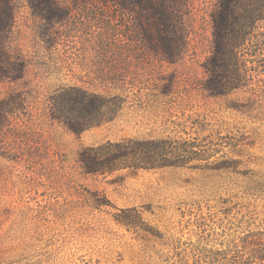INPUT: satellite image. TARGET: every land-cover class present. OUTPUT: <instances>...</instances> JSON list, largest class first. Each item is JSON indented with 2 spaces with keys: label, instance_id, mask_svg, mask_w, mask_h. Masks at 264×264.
Wrapping results in <instances>:
<instances>
[{
  "label": "rangeland",
  "instance_id": "obj_1",
  "mask_svg": "<svg viewBox=\"0 0 264 264\" xmlns=\"http://www.w3.org/2000/svg\"><path fill=\"white\" fill-rule=\"evenodd\" d=\"M220 1L189 0L171 62L132 16L15 0L6 47L26 69L0 80V264H230L264 243V0L240 87L214 94ZM65 93L94 103L56 117Z\"/></svg>",
  "mask_w": 264,
  "mask_h": 264
},
{
  "label": "trees",
  "instance_id": "obj_2",
  "mask_svg": "<svg viewBox=\"0 0 264 264\" xmlns=\"http://www.w3.org/2000/svg\"><path fill=\"white\" fill-rule=\"evenodd\" d=\"M33 11L45 17L65 14L66 6L60 0H26ZM75 8L89 6V10L122 13L134 17L132 22L142 33V39L161 53V57L171 62L178 58L177 45L184 43L186 32L184 16L188 13L189 0H71ZM249 2L248 6L241 3ZM255 0H221L213 18V50L206 65L209 79L207 90L220 94L226 87L233 90L240 87L242 73L238 66L236 48L241 45L243 35L260 20L261 10ZM244 8V9H243ZM15 22V0H0V80L18 81L24 77L26 65L21 56L12 54L6 47ZM224 80L229 81L228 84ZM67 92V91H65ZM62 96L54 104L56 117L66 116L69 100L84 110L93 104L90 96ZM249 253H237L225 258L230 264H264V243L251 240Z\"/></svg>",
  "mask_w": 264,
  "mask_h": 264
}]
</instances>
